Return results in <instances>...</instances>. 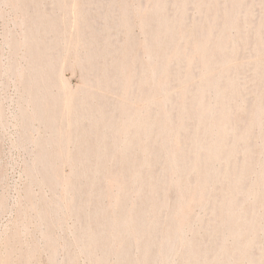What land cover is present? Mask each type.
<instances>
[{
  "label": "rangeland",
  "instance_id": "374dc122",
  "mask_svg": "<svg viewBox=\"0 0 264 264\" xmlns=\"http://www.w3.org/2000/svg\"><path fill=\"white\" fill-rule=\"evenodd\" d=\"M72 2L75 8L71 11ZM180 3L184 28L167 46V70L162 72L161 47L152 36V29L158 25V20L152 19L155 0H0V254L15 235L18 251L13 264H122L127 259H139L136 240L124 228L140 216L138 209H129L133 204L148 205L142 200L149 191V171L166 177V197L155 215V234L161 236L173 222L183 225L184 232L182 240H174L172 249L161 251L155 264H184L192 242L206 250V258H211L219 246L232 244L215 217L227 185L223 173L248 164L245 180L237 189L240 193L256 182L261 170L264 172V76L259 79L257 75L259 65L264 70V46H260L264 40V0H243L240 5L231 0H164L163 15L178 16ZM122 5L127 9L126 25ZM212 12L215 16L210 26L214 32L201 50L195 47V40ZM228 13L234 15L231 24L224 21ZM220 32L230 47L231 70L219 75L218 80L224 82L230 75L235 88L230 97L232 133L227 141L233 143L236 134L247 133L234 144L229 164L220 158L213 161V169L205 178L211 189H207L205 200L194 201L192 186L176 189L174 184L181 173L170 165L167 153L185 146L186 129L195 118L187 117L181 126L180 108L191 103L197 85L204 81L202 62L212 53ZM93 49L102 53L95 65L88 56ZM123 58L133 62L135 85L129 91L117 84L116 66ZM47 60L52 65L43 68ZM104 74L111 76V85L103 92L99 85ZM63 83L71 90L67 87L65 92ZM93 90L95 94L90 93ZM67 92L72 101L70 114L78 125L71 128L72 137L62 146L58 139L67 130L62 128L67 111L60 103ZM203 97L205 103L213 104L214 89H205ZM126 102L139 127L134 144L125 149L122 141L131 137L124 123ZM260 103L261 119L253 123L252 112ZM98 107L110 111L109 122L96 121ZM162 107L168 111L173 129L163 133L167 138L163 146L155 144L152 149V127L159 125L156 114ZM108 124L119 129L117 138ZM106 131L108 136L98 144L97 139ZM152 153L161 154L153 164ZM134 165L143 166L136 182L128 168ZM92 167H103L102 175L95 174ZM196 175V170H190L186 184L190 185ZM98 193L100 197L95 199ZM182 200L185 205L176 214L174 207ZM82 205L83 212L76 214ZM242 205L256 214L250 264H261L257 260L264 251L263 209L254 195ZM99 209H104L101 220L108 239L105 251L89 252L82 234L87 226L96 228L94 217ZM147 239L155 252L153 237ZM121 250L128 253L125 260L119 256ZM102 252L103 259L97 260Z\"/></svg>",
  "mask_w": 264,
  "mask_h": 264
},
{
  "label": "bare ground",
  "instance_id": "6f19581e",
  "mask_svg": "<svg viewBox=\"0 0 264 264\" xmlns=\"http://www.w3.org/2000/svg\"><path fill=\"white\" fill-rule=\"evenodd\" d=\"M163 1L164 0H155V2L157 3V8L152 13V19L158 20V25L152 29V36L161 47L159 63L161 65V71L165 72L167 70V66L165 64L167 46L171 44V42L175 41L176 33L184 28L183 21L181 19V14L183 13L184 7L183 4L180 3L178 7V16L167 17L163 15ZM242 1L243 0H231V3L234 5H240ZM69 7L72 11V9L75 8V2H72ZM122 9L126 15V18L124 16V23L126 25L128 24V17L125 5H122ZM214 16L215 12L209 13L207 15V23H204V25L201 26V33L195 40V47L201 50L205 48L206 40L209 38L210 34L214 32L212 31V28L210 26V22L213 20ZM108 17L109 16H107V18ZM233 19L234 15L228 13L227 16H225L224 21L226 23H230L233 21ZM78 24L79 22L77 20L74 23L76 28L78 27ZM76 42L77 40L76 38H74L73 43ZM260 46L261 48L264 46V40L260 43ZM228 50H230V47L227 43L226 36L224 33L220 32L218 34V40H216L214 44L212 53L209 54L208 57L204 58L202 62L203 76H205L204 81L201 84L197 85L191 103H185L180 108L181 126L185 125V119L187 117L194 116L195 118L193 124L186 129L183 138L185 146L177 150L171 149L167 153L170 160V165L173 166L174 170H179L181 173L180 178L174 184L176 189L178 191H182L183 189L192 186V198L194 201L205 200L206 192L211 189L205 178L213 169V161L217 158H220L224 159L226 161V164H229V162L233 160V156L235 153L234 144L242 141L246 137L247 133L244 132L242 134H236L233 143H228L227 141V136L232 133V128H230L229 126L232 118L230 110V97L233 91H235V88L232 85L230 75L227 76L224 82H220L218 80V77L223 73L228 74L231 70L228 66V63L231 61V56L229 55ZM78 55L80 56V54ZM88 56L94 64V61L102 56V53L98 50L93 49L89 51ZM50 65H52L51 61L47 60L45 61V65L43 66V68H48ZM157 66L158 64L152 68V73H155L154 71L157 70ZM132 69L133 62L131 58L121 59L116 66V70L118 72L117 84L119 85L121 83V86L123 85L126 91H129L135 85V81L132 79ZM257 75L259 79H262V77L264 76L262 64L258 66ZM122 77L124 79L123 84ZM110 78L111 76H105L103 78V83L99 85V87L103 89V92L110 90ZM63 87H65V92L69 90L66 89L67 87H69V85L67 86V84L65 85L63 83ZM207 88H213L215 91L216 99L213 104L204 102L203 94L205 89ZM67 93L66 98L63 99L62 103H60V107L64 109V111H67L65 125H62V128L67 130L64 134H61V136L59 137L60 139H58L62 146L63 144L70 141V137H72L70 133V131H72L71 128L75 125H78L77 119L73 118L70 114L72 101L70 97L71 95ZM90 93L95 94L94 90ZM53 102L54 101L50 102L51 106ZM124 105L126 106V116L124 119V123L126 122L125 129H129L131 132V137L125 141H122L125 145L124 148L126 149L127 147H130L134 144L135 140L133 137L135 136L136 129L139 127V125L138 122L132 120L133 111L131 110L129 103L126 102V104ZM162 106L165 107V105ZM164 107L160 108V110L156 114L157 122H159V125L157 127H152V149L155 144L163 146L167 141V138L163 136V133L165 131L173 129V126L168 122V111ZM262 111L263 105L260 103L252 112L251 122H258L261 119ZM95 119L96 121L105 119L109 122L110 111L107 110L106 112H104L101 107L96 108ZM108 130L113 134L115 138H117V130L119 129L115 130L113 127H111L110 124H108ZM57 134L59 135V133ZM106 136H108V131H106L104 135L97 139L98 144L102 143V138ZM160 155V153H152V164L159 159ZM202 162L205 163V167L203 168L200 167ZM51 168L54 170L53 165H51ZM92 168H94L93 171L95 172V174H97L98 176L102 175L103 167ZM128 168H130L132 172L133 181H138L142 174L143 166L134 165ZM247 168L248 164L242 163L240 166L235 168L234 171L223 173L224 181L227 183L226 187L222 191V197L224 198V200H222L219 208L215 211V217L218 220V225L223 226L227 230L229 237L232 238V244L230 246H219L218 250L211 258H206V250L199 249L198 242H192L186 250L187 253L184 264H250V261H252L250 246L255 239L256 222L254 221V216L256 214L254 212V209H247L246 207H243L242 203L248 197H250V195H254L257 198L259 206L263 209L264 215V172L263 170H261L258 174L256 182L254 184L248 185L246 188H243L239 193L237 192V189L245 180V173ZM190 170H196L197 175L193 182L188 185L186 184V178ZM148 175L149 191L147 196L142 200L143 203L148 202V205L140 207L139 205L133 204L129 209H138L140 211V216H138L136 219H133L132 221L130 220L124 228V232L127 235H131L135 238V244L140 251L141 256L139 257V259L135 260L127 259L122 264H155V260L162 250H165L166 248L172 249L173 247L171 246L173 245L175 239L182 240L184 238L183 225H180L179 222L171 223L170 227L161 236H157L155 234V225L157 223V218L155 215L157 210L161 207V205H163L166 197L164 195V191L166 189L164 187V184L166 183V177L164 175L156 176L151 171L148 172ZM94 178L95 177H93V179ZM92 182L93 181H91L90 183ZM98 195L99 193L94 198L98 199L100 197ZM184 205V200L178 201L174 207V212L176 214L179 213L183 209ZM83 206L84 205L79 206L76 214L83 212ZM103 214L104 209H99L94 217V225H96V228L94 230H90L91 226H87L84 233L82 234V236L86 240L84 247L86 251L93 252L96 249L105 251V240L108 239V233L106 224L101 220ZM148 219L150 220L148 221ZM116 222V219H114L113 223L115 224ZM151 236L153 237L154 243L156 245L155 252L153 251V246H151V243L147 239ZM7 241L8 244L6 245L7 248L4 250L5 252L2 250L4 253L0 254V264H13L15 251H18V248L16 249V247H18L16 246L17 243L15 245V235H12L11 238H9ZM26 253H28V251ZM127 255L128 253L124 252L123 250L119 252V256L124 260L127 258ZM103 257L104 253L102 252L101 256H99L97 260H102ZM25 259L28 260V257H26ZM15 261L17 260L15 259ZM257 261L258 263L264 264V251L259 256Z\"/></svg>",
  "mask_w": 264,
  "mask_h": 264
}]
</instances>
